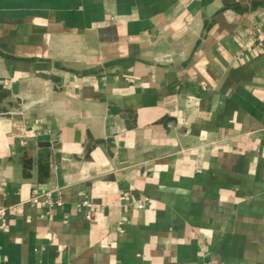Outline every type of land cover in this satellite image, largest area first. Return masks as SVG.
Segmentation results:
<instances>
[{
  "label": "crops",
  "instance_id": "0c3cea01",
  "mask_svg": "<svg viewBox=\"0 0 264 264\" xmlns=\"http://www.w3.org/2000/svg\"><path fill=\"white\" fill-rule=\"evenodd\" d=\"M0 86V264H264V0H0Z\"/></svg>",
  "mask_w": 264,
  "mask_h": 264
},
{
  "label": "built area",
  "instance_id": "2783aa9c",
  "mask_svg": "<svg viewBox=\"0 0 264 264\" xmlns=\"http://www.w3.org/2000/svg\"><path fill=\"white\" fill-rule=\"evenodd\" d=\"M259 47H262V43H258ZM30 202L34 204H39V203H46L48 205H61L62 200L60 197H53V193L51 191H46L42 193H38L31 197ZM85 205H89V203L85 202ZM9 207L2 206L0 207V231L5 230L8 226V221H7V213H8Z\"/></svg>",
  "mask_w": 264,
  "mask_h": 264
},
{
  "label": "water",
  "instance_id": "95a60500",
  "mask_svg": "<svg viewBox=\"0 0 264 264\" xmlns=\"http://www.w3.org/2000/svg\"><path fill=\"white\" fill-rule=\"evenodd\" d=\"M0 88H1V86H0ZM4 116H6V117H18L16 115V112L5 113ZM47 144L50 145V143H46V145Z\"/></svg>",
  "mask_w": 264,
  "mask_h": 264
}]
</instances>
